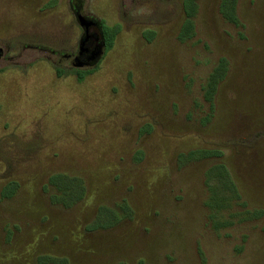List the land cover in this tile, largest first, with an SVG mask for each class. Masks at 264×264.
Returning a JSON list of instances; mask_svg holds the SVG:
<instances>
[{
  "label": "rangeland",
  "instance_id": "374dc122",
  "mask_svg": "<svg viewBox=\"0 0 264 264\" xmlns=\"http://www.w3.org/2000/svg\"><path fill=\"white\" fill-rule=\"evenodd\" d=\"M81 9L60 76L70 0H0V264H264V0Z\"/></svg>",
  "mask_w": 264,
  "mask_h": 264
},
{
  "label": "water",
  "instance_id": "95a60500",
  "mask_svg": "<svg viewBox=\"0 0 264 264\" xmlns=\"http://www.w3.org/2000/svg\"><path fill=\"white\" fill-rule=\"evenodd\" d=\"M75 18H76L77 24L80 27H82V29H83V34L79 40L80 51H83L86 49V45L91 38V35H89V32H88L89 28L92 27L93 25L98 26V27L100 25H99V22H97L96 20L90 19L87 17H82L81 15H76ZM96 40H97V37H96ZM104 46H105L104 39L101 36V42L97 46L94 47V49L92 50V54H91L90 58L86 61H79V58L77 57L72 61V63H71L72 67H74V68H81V67L92 68V67L96 66L102 58V55L104 52ZM2 54H3V52H2V49L0 48V57L2 56Z\"/></svg>",
  "mask_w": 264,
  "mask_h": 264
},
{
  "label": "flooded vegetation",
  "instance_id": "af4514ba",
  "mask_svg": "<svg viewBox=\"0 0 264 264\" xmlns=\"http://www.w3.org/2000/svg\"><path fill=\"white\" fill-rule=\"evenodd\" d=\"M70 9H71V11L73 13L74 18H75L76 15H81L82 17H87V18L96 20L97 22H99V25L100 26L98 27V26H94L93 25L92 27L89 28L88 32H89V35H91V38H90L89 42L87 43L85 50L80 51V48L78 47V50H77L76 54H63L61 56L62 59L59 60V62L57 63V65L55 67H59L60 64H62L61 61L62 60H66L67 62L70 63V67L73 68V70H88L87 67H81L80 69H76V68L72 67L71 63L77 57L79 58V61H86V60H88L90 58V56L92 54V50L94 49L95 46H97L101 42V36L103 37L102 24L96 18H93L91 16L84 15L83 12H82V9L81 8L80 9L77 8L71 2H70ZM75 21H76V18H75ZM80 28H81L82 34H83V29H82V27H80ZM96 37H97V40H96ZM103 39H104V37H103ZM2 56H3V54H2ZM1 57H0V59H1Z\"/></svg>",
  "mask_w": 264,
  "mask_h": 264
},
{
  "label": "trees",
  "instance_id": "16d2710c",
  "mask_svg": "<svg viewBox=\"0 0 264 264\" xmlns=\"http://www.w3.org/2000/svg\"><path fill=\"white\" fill-rule=\"evenodd\" d=\"M70 2L72 4H74L77 8H81V6L83 5V0H70ZM107 31V35H108V38H109V42L111 43L112 39H113V36H114V33H110L108 31V29L106 30ZM104 34V32H102ZM57 73L61 76V74H63L65 71H63V69H59V67H56L55 68Z\"/></svg>",
  "mask_w": 264,
  "mask_h": 264
}]
</instances>
